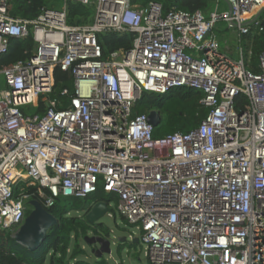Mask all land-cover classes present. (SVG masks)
<instances>
[{
	"label": "built area",
	"instance_id": "built-area-1",
	"mask_svg": "<svg viewBox=\"0 0 264 264\" xmlns=\"http://www.w3.org/2000/svg\"><path fill=\"white\" fill-rule=\"evenodd\" d=\"M224 1L229 9L205 16L156 2L62 0L19 20L0 0V56L10 38L34 43L27 60L0 68V231L12 238L22 226L26 188L46 207L101 188L139 231L150 264H264V0ZM69 2L92 4V23L68 25ZM220 21L262 38L258 73L242 48L237 59L221 49ZM121 32L134 34L132 47L103 57L99 35ZM55 68L72 78L60 94L66 107L49 98ZM177 88L201 92L208 113L188 133L154 138L133 106L143 92ZM40 102L42 114L23 112Z\"/></svg>",
	"mask_w": 264,
	"mask_h": 264
},
{
	"label": "trees",
	"instance_id": "trees-1",
	"mask_svg": "<svg viewBox=\"0 0 264 264\" xmlns=\"http://www.w3.org/2000/svg\"><path fill=\"white\" fill-rule=\"evenodd\" d=\"M151 2L159 3L164 13L174 8L188 13L200 11L205 16H208L216 5L220 9L224 6L222 0H218V3L216 0H130L131 5L140 7ZM8 3V12L12 18L32 20L43 8L59 9L62 0H9ZM66 14L68 25L91 24L94 7L92 4L69 2L66 6ZM133 38L134 34L131 32L99 35L98 41L103 57L115 51H128L132 47ZM241 47L248 69L253 73H258V57L263 49V40L255 33L253 27L247 35L241 37ZM33 50L34 43L30 36L23 39L10 38L7 52L0 56V68L27 60ZM53 80L49 98L62 101V107H66L65 98L60 94L63 90L72 92L71 75L55 68ZM202 98L201 92L189 88H177L162 95L143 92L140 100L133 106L132 116L147 114L149 111L158 113L160 124L153 129L154 138H162L174 133L185 134L198 127L208 113V110L201 104ZM44 110L45 106L42 102L35 108L39 114H42ZM23 112L28 113L29 109L25 108ZM25 193L29 197L28 201L40 202L47 213L54 217L55 223L49 227L42 245L33 251L20 247L7 233L0 231V264H109L108 260L103 257L104 255L96 258L92 263L88 262L86 259L88 256L83 248V237L88 234L103 238L111 236L110 229L105 224L102 222L89 224L85 218L93 203L110 199L101 188L92 196L83 199L57 198L53 205L47 207L39 196L37 188H26ZM138 243L139 240L137 243L117 242L115 247L118 256L120 257L122 249L126 248L129 264H142L141 260L137 263ZM146 262L150 264L147 260ZM125 263L122 260L117 262V264Z\"/></svg>",
	"mask_w": 264,
	"mask_h": 264
},
{
	"label": "water",
	"instance_id": "water-1",
	"mask_svg": "<svg viewBox=\"0 0 264 264\" xmlns=\"http://www.w3.org/2000/svg\"><path fill=\"white\" fill-rule=\"evenodd\" d=\"M224 3L225 1L222 0ZM226 4V3H225ZM229 9V7L227 6ZM264 10V8L262 9ZM256 18H254L255 20ZM147 122L155 129L160 124V117L155 111H149L147 113ZM28 214L20 227V229L14 234L12 239L20 247L27 251H33L39 248L45 240L46 233L51 225L55 223V219L52 215L47 213L40 202L36 200L27 201ZM109 207L106 204V200H101L93 203L90 206L89 211L86 214V220L89 224L101 223V219L106 216L109 211ZM126 238H118V242H125ZM83 241L87 246L93 247L91 254H94L96 258H100L105 254H110L111 243L108 238L100 236H85ZM132 243H137L136 238L131 239ZM96 247V248H94Z\"/></svg>",
	"mask_w": 264,
	"mask_h": 264
},
{
	"label": "rangeland",
	"instance_id": "rangeland-1",
	"mask_svg": "<svg viewBox=\"0 0 264 264\" xmlns=\"http://www.w3.org/2000/svg\"><path fill=\"white\" fill-rule=\"evenodd\" d=\"M224 3V2H223ZM227 6L224 3V6L221 7V9H226ZM264 16V12L262 14ZM225 23L223 22H218L216 24V28L217 30L221 31L220 29H224L225 28ZM226 37L231 38L230 41V46L232 47L233 50L236 51L237 45H238V41H237V34L235 33H230L227 32ZM4 87V82L2 77L0 76V90H2V88ZM35 112V108L31 109L29 111L28 114L32 115ZM110 213L113 216L112 218H109L107 216H104L101 219V222L103 224H105L109 229H110V238H108L110 240L111 243V252L110 254H105L103 257L108 260L109 264H117L118 260H122L124 262H126L125 264H129V260L127 261V250L126 248H123L121 253H120V257L118 256L119 254L116 251V244L118 242V238H123L125 237L126 240L125 241H131V239L136 238L137 240L139 239V231L136 229L135 226L132 225H128L125 221L122 220V218L119 216L118 212L115 209L114 203L110 204ZM28 214V212H27ZM26 214V215H27ZM88 236H93L91 234H88ZM84 251L87 254V261L88 262H93L96 259V256H94V254H91L90 248L86 245V243L84 242ZM144 251H145V246L142 243H138L137 245V263L141 260L142 264H147L145 257H144ZM134 255V254H133ZM131 258V257H130ZM98 259V258H97ZM133 261V259H132Z\"/></svg>",
	"mask_w": 264,
	"mask_h": 264
},
{
	"label": "crops",
	"instance_id": "crops-1",
	"mask_svg": "<svg viewBox=\"0 0 264 264\" xmlns=\"http://www.w3.org/2000/svg\"><path fill=\"white\" fill-rule=\"evenodd\" d=\"M220 30L221 31H219V30H217V28H215L214 32H215V34L217 36V39L219 40V44L221 46V49H223L231 58L237 59V57H238V49L242 48L241 47V38L237 36L238 37L237 38L238 45H237V48H236V51H235L230 46L231 38L226 37V34H227V32L237 34V32L234 31V30L228 29L226 26H225L224 29H220Z\"/></svg>",
	"mask_w": 264,
	"mask_h": 264
},
{
	"label": "flooded vegetation",
	"instance_id": "flooded-vegetation-1",
	"mask_svg": "<svg viewBox=\"0 0 264 264\" xmlns=\"http://www.w3.org/2000/svg\"><path fill=\"white\" fill-rule=\"evenodd\" d=\"M26 207H27V211H28V206H27V204H26ZM94 248H96V247H94ZM91 249H93V247H90V251H91Z\"/></svg>",
	"mask_w": 264,
	"mask_h": 264
},
{
	"label": "snow or ice",
	"instance_id": "snow-or-ice-1",
	"mask_svg": "<svg viewBox=\"0 0 264 264\" xmlns=\"http://www.w3.org/2000/svg\"><path fill=\"white\" fill-rule=\"evenodd\" d=\"M209 71H211V69H209ZM221 243H225V241L222 239V240H221Z\"/></svg>",
	"mask_w": 264,
	"mask_h": 264
},
{
	"label": "clouds",
	"instance_id": "clouds-1",
	"mask_svg": "<svg viewBox=\"0 0 264 264\" xmlns=\"http://www.w3.org/2000/svg\"><path fill=\"white\" fill-rule=\"evenodd\" d=\"M139 240V239H138ZM139 242H140V240H139ZM146 259V258H145ZM147 260V259H146Z\"/></svg>",
	"mask_w": 264,
	"mask_h": 264
}]
</instances>
